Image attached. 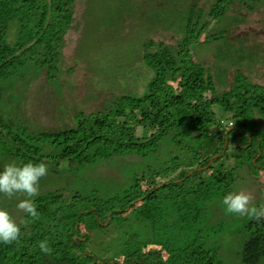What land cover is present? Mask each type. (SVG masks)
Wrapping results in <instances>:
<instances>
[{
    "label": "trees",
    "instance_id": "16d2710c",
    "mask_svg": "<svg viewBox=\"0 0 264 264\" xmlns=\"http://www.w3.org/2000/svg\"><path fill=\"white\" fill-rule=\"evenodd\" d=\"M85 1L0 0V88L27 79L34 67H48V76L59 79L63 48ZM235 3L249 12L264 6L213 0L206 11L193 0L174 41L144 40L142 58L152 73L145 91L116 97L102 112L79 111L69 128L33 130L0 107V156L17 163L44 161L56 171L64 161L74 169L116 155L145 162L109 193L96 183L89 192H39V217L24 212L20 239L0 244V264H264V218L249 217L239 227L232 260L224 240L229 219L214 218L211 209L247 182L242 169L264 192V82L236 64L219 88L214 59L194 58L192 50L233 38L232 27L215 26ZM98 231L117 232V246L91 249ZM41 241L50 253L41 252Z\"/></svg>",
    "mask_w": 264,
    "mask_h": 264
},
{
    "label": "rangeland",
    "instance_id": "374dc122",
    "mask_svg": "<svg viewBox=\"0 0 264 264\" xmlns=\"http://www.w3.org/2000/svg\"><path fill=\"white\" fill-rule=\"evenodd\" d=\"M192 1L86 0L77 15L82 21L68 33L59 79L48 76V67H34L20 83H4L0 88L2 111L33 130L56 131L74 125V116L79 111L102 112L112 106L116 97L142 94L152 75L142 58L144 40L152 35L155 39L174 41L183 32ZM212 1L197 0L206 11ZM222 25L233 28V38L193 46L194 58L214 59L217 80L223 83L219 88L227 84L228 70H233L236 64L249 66L257 80L264 82V6L249 12L235 3L215 28ZM204 38L205 34L201 40ZM18 84L21 85L16 87ZM124 157L116 155L99 164L86 163L74 169L66 161L61 162V166L65 165L61 170L48 167V174L39 182V192L57 187L67 193L89 192L95 183L107 193L119 189L129 180L128 171L143 168L145 164L137 154ZM13 161L17 162L0 156V167ZM241 173L248 178L247 182L240 181L234 191L247 192L253 204L264 205L262 188L251 182L254 178L246 169ZM260 180H264V175ZM20 199H24L23 194L12 198L0 196V207L6 208L17 222L24 214L16 207ZM221 201L217 200L211 209L214 218L225 214L229 219L227 227L231 231L225 233L224 239L228 245L226 256L235 260L238 229L249 217L226 214ZM118 240L117 232L106 235L98 231L91 236L89 244L91 249L106 253L102 249L116 247Z\"/></svg>",
    "mask_w": 264,
    "mask_h": 264
},
{
    "label": "clouds",
    "instance_id": "9594fccd",
    "mask_svg": "<svg viewBox=\"0 0 264 264\" xmlns=\"http://www.w3.org/2000/svg\"><path fill=\"white\" fill-rule=\"evenodd\" d=\"M48 174V165L44 161L9 162L0 169V196L8 198L23 194L16 207L31 218H38L39 213L35 198L39 195V182ZM226 214L248 216L257 221L264 218V205L253 204L250 194L244 191H229L221 201ZM21 224L13 219L11 213L0 207V244L17 242L21 237ZM41 252H51L47 241L39 244Z\"/></svg>",
    "mask_w": 264,
    "mask_h": 264
}]
</instances>
